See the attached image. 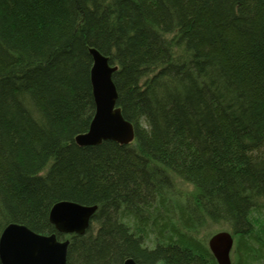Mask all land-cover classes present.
Returning a JSON list of instances; mask_svg holds the SVG:
<instances>
[{
	"label": "trees",
	"instance_id": "obj_1",
	"mask_svg": "<svg viewBox=\"0 0 264 264\" xmlns=\"http://www.w3.org/2000/svg\"><path fill=\"white\" fill-rule=\"evenodd\" d=\"M91 47L118 66L126 145L76 142ZM64 199L98 205L85 234L51 223ZM10 222L70 238L68 264H218L222 229L232 264H264V0H0V236Z\"/></svg>",
	"mask_w": 264,
	"mask_h": 264
},
{
	"label": "water",
	"instance_id": "obj_2",
	"mask_svg": "<svg viewBox=\"0 0 264 264\" xmlns=\"http://www.w3.org/2000/svg\"><path fill=\"white\" fill-rule=\"evenodd\" d=\"M94 60L91 68V83L96 110L89 129L78 134L79 145H98L105 140L127 144L135 139V126L125 118L117 103L119 93L113 75L118 66L110 63L109 57L91 47ZM98 205H83L77 201L61 200L53 204L49 217L51 223L63 234H85ZM0 236L2 264H68L70 239H58L56 233L45 234L29 229L22 223L10 222ZM208 244L218 264H232L234 247L233 233L220 230ZM123 264H140L128 257Z\"/></svg>",
	"mask_w": 264,
	"mask_h": 264
},
{
	"label": "bare ground",
	"instance_id": "obj_3",
	"mask_svg": "<svg viewBox=\"0 0 264 264\" xmlns=\"http://www.w3.org/2000/svg\"><path fill=\"white\" fill-rule=\"evenodd\" d=\"M132 124H133V123H132ZM134 126H135V125H134ZM84 132H85V131H84ZM79 134H81V133H79ZM77 135H78V134H77ZM77 135H76V136H77ZM76 136H75V137H76ZM135 138H136V136H135ZM76 142H77V141H76ZM115 142H116V141H115ZM77 143H78V142H77ZM55 203H56V202H55Z\"/></svg>",
	"mask_w": 264,
	"mask_h": 264
},
{
	"label": "rangeland",
	"instance_id": "obj_4",
	"mask_svg": "<svg viewBox=\"0 0 264 264\" xmlns=\"http://www.w3.org/2000/svg\"><path fill=\"white\" fill-rule=\"evenodd\" d=\"M220 227H221V226H220ZM220 227H217V226H216V227H214V229H216V228H220Z\"/></svg>",
	"mask_w": 264,
	"mask_h": 264
}]
</instances>
